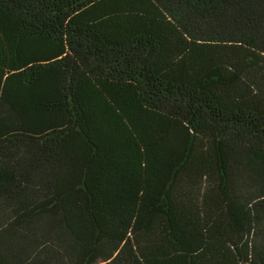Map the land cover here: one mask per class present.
Here are the masks:
<instances>
[{
  "label": "trees",
  "instance_id": "obj_1",
  "mask_svg": "<svg viewBox=\"0 0 264 264\" xmlns=\"http://www.w3.org/2000/svg\"><path fill=\"white\" fill-rule=\"evenodd\" d=\"M0 264H264V0H0Z\"/></svg>",
  "mask_w": 264,
  "mask_h": 264
}]
</instances>
